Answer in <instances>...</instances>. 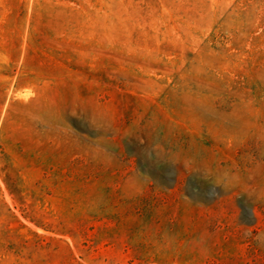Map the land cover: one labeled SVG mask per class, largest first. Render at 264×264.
<instances>
[{
	"label": "rangeland",
	"instance_id": "obj_1",
	"mask_svg": "<svg viewBox=\"0 0 264 264\" xmlns=\"http://www.w3.org/2000/svg\"><path fill=\"white\" fill-rule=\"evenodd\" d=\"M0 264H264V0H0Z\"/></svg>",
	"mask_w": 264,
	"mask_h": 264
}]
</instances>
